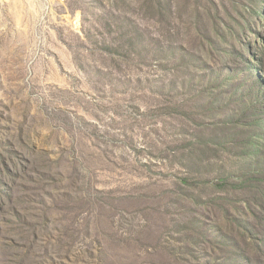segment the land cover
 Returning a JSON list of instances; mask_svg holds the SVG:
<instances>
[{"label": "rangeland", "instance_id": "374dc122", "mask_svg": "<svg viewBox=\"0 0 264 264\" xmlns=\"http://www.w3.org/2000/svg\"><path fill=\"white\" fill-rule=\"evenodd\" d=\"M0 264H264V0H0Z\"/></svg>", "mask_w": 264, "mask_h": 264}, {"label": "trees", "instance_id": "16d2710c", "mask_svg": "<svg viewBox=\"0 0 264 264\" xmlns=\"http://www.w3.org/2000/svg\"><path fill=\"white\" fill-rule=\"evenodd\" d=\"M14 196H15V193H14ZM14 196H13L12 198H10V199L8 198V203H9V204H12L10 210L15 206L14 201H15L16 199L14 198ZM12 213L14 214L16 220H18V217H19V216H18V210H17V207H14V208L12 209Z\"/></svg>", "mask_w": 264, "mask_h": 264}]
</instances>
